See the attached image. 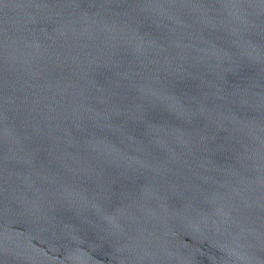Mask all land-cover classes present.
<instances>
[{
	"label": "water",
	"instance_id": "1",
	"mask_svg": "<svg viewBox=\"0 0 264 264\" xmlns=\"http://www.w3.org/2000/svg\"><path fill=\"white\" fill-rule=\"evenodd\" d=\"M0 264H264V0H0Z\"/></svg>",
	"mask_w": 264,
	"mask_h": 264
}]
</instances>
